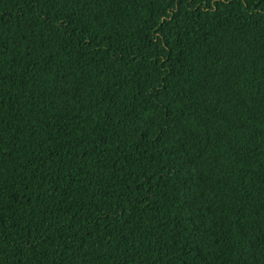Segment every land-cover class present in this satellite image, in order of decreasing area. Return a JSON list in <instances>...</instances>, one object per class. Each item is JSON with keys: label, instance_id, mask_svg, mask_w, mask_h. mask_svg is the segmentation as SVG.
Segmentation results:
<instances>
[{"label": "trees", "instance_id": "1", "mask_svg": "<svg viewBox=\"0 0 264 264\" xmlns=\"http://www.w3.org/2000/svg\"><path fill=\"white\" fill-rule=\"evenodd\" d=\"M0 264H264V0H0Z\"/></svg>", "mask_w": 264, "mask_h": 264}]
</instances>
